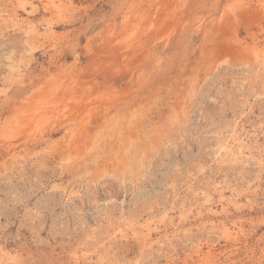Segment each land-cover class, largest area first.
<instances>
[{
	"label": "rangeland",
	"instance_id": "obj_1",
	"mask_svg": "<svg viewBox=\"0 0 264 264\" xmlns=\"http://www.w3.org/2000/svg\"><path fill=\"white\" fill-rule=\"evenodd\" d=\"M0 264H264V0H0Z\"/></svg>",
	"mask_w": 264,
	"mask_h": 264
},
{
	"label": "bare ground",
	"instance_id": "obj_2",
	"mask_svg": "<svg viewBox=\"0 0 264 264\" xmlns=\"http://www.w3.org/2000/svg\"><path fill=\"white\" fill-rule=\"evenodd\" d=\"M225 33V32H224Z\"/></svg>",
	"mask_w": 264,
	"mask_h": 264
}]
</instances>
